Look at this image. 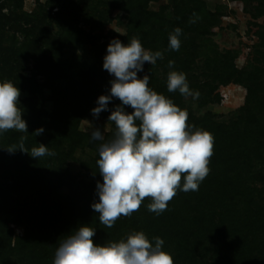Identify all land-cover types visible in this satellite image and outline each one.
Listing matches in <instances>:
<instances>
[{
	"label": "trees",
	"instance_id": "1",
	"mask_svg": "<svg viewBox=\"0 0 264 264\" xmlns=\"http://www.w3.org/2000/svg\"><path fill=\"white\" fill-rule=\"evenodd\" d=\"M60 1L50 0L52 9L61 5ZM150 1L152 0H125L124 5L131 16V25L126 35L117 37L127 42L133 37H138L140 41L147 39L149 45H152L159 41L155 32L158 31L167 38L168 47L169 35L173 32H168L165 28L163 20H167V16L165 12L149 10ZM246 1L248 3L258 0ZM195 2L197 0H174L175 9L181 12L184 9L189 10L182 18L180 16L179 20L170 24L171 31L177 27L184 30V22H187L185 20L193 21V17L200 16L206 20L213 16L200 4L192 8V3ZM262 5L264 9V4ZM72 6V3L65 2L56 7V16L52 17L62 32L56 42L60 40L61 35L70 36L73 32V22L68 18ZM262 13L264 12L260 11V14ZM48 14L51 16V11ZM44 34L49 37L50 31L47 30ZM85 35L88 36L87 41L93 43L92 38H89L91 35ZM32 41L35 44L32 48L34 58L40 64L36 66V69H39L37 73L47 77L54 73L57 76L67 75L60 47L47 53L43 46L49 44L48 38L39 37ZM77 43L76 40L71 42L74 46ZM11 59L8 61L9 77L17 75L13 77L14 84L30 92L26 101L37 111V115L29 116L27 110L24 118L28 124V132L11 131L8 132L9 140L0 141V264H53L60 242L81 225L96 229L95 236H98L100 242L98 243L97 239L93 241L98 244L119 241L140 230H143L150 240L160 237L165 241L168 237L164 248H167L168 242L176 244L178 249L182 248L177 256L180 264L183 260L197 264V255L202 257L204 264H264V187H257L260 178L264 180L263 174L257 171L264 160L260 151L261 141L264 140L263 71H237L227 62L226 64L218 61L222 64V69L213 70L214 77L221 79L223 83L236 78L246 80L249 82V93L247 104L243 107L244 114L232 124L215 123L210 114L196 117L192 112H188L187 123L206 129L214 136L213 155L208 165L210 171L200 183L199 190H178L168 202L167 210L160 215L148 210L147 206L152 201L150 197H146L138 211L127 217L121 216L108 228L100 223L99 214L91 207L93 202L85 194L86 191L93 192L94 186L89 185L85 188L86 191L80 187L77 189L74 186L75 179L67 177L62 170L65 160L74 159L75 148L83 147L87 142L96 152V156L91 160V164H83L93 172L96 181H103L97 164L101 142L94 141L90 135L81 132L78 125L90 107L89 91L94 94L99 87L105 86L104 82H98L94 86L91 76H86V81L66 86V90H63L65 96H68L70 89L77 90V94L71 95L74 106L65 101L66 99L61 104L55 97L56 109L49 114L51 120L45 122L42 116L47 114V111L40 108L43 100V92L40 89L42 84L36 80L35 75L28 77L18 71L19 61L17 58L14 61ZM170 60L175 62L174 69L168 66ZM192 64L189 57L181 51H170L168 58L158 59L155 65L145 64L138 76L142 78L145 74L150 75L149 87L171 98L183 109L181 94L167 90L168 74L171 70L185 73ZM161 65L169 68L165 70L162 78L158 76ZM120 103L117 98L111 100L106 114L110 116L111 111ZM126 111L132 112L134 109L126 106ZM112 125L113 130L108 139H111L116 131L113 122ZM40 127L45 131L43 135L36 136L34 132ZM21 137H26L25 150L31 151L33 147L43 143L55 155L37 159L22 150L10 152L8 148H17ZM54 160H57L56 163ZM52 165L55 167L56 177L50 175ZM48 172L49 179H54L55 184L46 182L42 185L41 181ZM183 182L182 176L181 186ZM63 185L69 187V195L58 193L57 190ZM85 202L89 203L91 208ZM11 223L22 226L23 234L14 238L15 231L10 226ZM196 245L197 248L194 249ZM207 259L211 261L205 262ZM178 261H174V264H178Z\"/></svg>",
	"mask_w": 264,
	"mask_h": 264
},
{
	"label": "rangeland",
	"instance_id": "2",
	"mask_svg": "<svg viewBox=\"0 0 264 264\" xmlns=\"http://www.w3.org/2000/svg\"><path fill=\"white\" fill-rule=\"evenodd\" d=\"M49 1L0 0V80L15 82L13 77L17 75L14 74L12 78L9 77L8 61L10 58L13 61L17 58L19 61L18 71L28 77L35 75L36 80L42 84L40 89L43 92V100L40 108L47 111V114L42 116L45 122L51 120L49 114L56 109L55 97L61 104L66 99L65 101L74 106L75 103L71 95L77 94V90L72 89L71 91L70 89V95L65 96L63 90H66V86L86 81L87 77L90 76L94 86L98 82H104L105 86L99 87L94 94L93 91H89L90 107L80 120L78 129L91 136V132L95 128H99L105 140H108L113 125L108 119L107 111H102L97 118L92 115L91 110L97 106L100 95L110 92L113 77L103 69L107 47L113 39H119L117 35H126L130 29L131 16L126 11L125 0H61V5L65 2L72 3L73 6L68 18L74 26L72 27V37L71 34L70 36L63 34L58 42L56 39L62 32L53 17L56 16L54 15L57 10L56 7L61 5L54 6L52 9ZM176 1L179 2L180 0ZM199 4L213 16L209 15L210 18L208 17L209 19L206 20L196 16L193 17L194 22L185 20L187 22H184L179 49L193 62L185 73L187 78L189 77L190 89L198 92L199 97L193 98L181 94V104L184 110L192 112L196 117H204L210 114L215 123L232 124L244 114L243 107L247 104L249 82L236 78V80L231 79V81L223 83L221 79L214 77L213 70L222 69L220 66L222 64L218 61H223L237 71L259 70L264 72V13L260 14V11L264 12L262 9L264 0L248 1V3L246 0H197L195 4L192 3L191 7ZM149 10L157 13L165 12L164 14L167 16V20H163L165 28L168 32H174V30L171 31L170 24L177 19L179 20L180 16L182 18L189 9H184L182 12L175 9L174 0H152L149 3ZM49 11H51V16L48 14ZM47 30L50 31L49 37L44 34ZM155 32L158 34V42L149 45L147 39H143L141 43L146 50L160 51L163 54V59L168 58L170 51L173 50L166 46L167 38L160 35L158 31ZM85 33L91 35L89 38H92L93 43L87 41L88 36ZM39 37L48 38L49 44L43 46L47 53L54 48H61L60 53L67 75L57 76L54 73L47 77L37 73L39 69H36V66L40 64L34 58L32 48L35 44L32 40ZM153 37L155 38V36ZM74 40L78 42L76 46L71 44ZM121 41L125 44L128 43L126 40ZM42 45L40 44V46ZM145 64L151 65L147 62ZM168 69L161 65L158 76L162 78L165 70ZM20 90L19 107L23 112V118L27 110L29 116L37 115V111H34V108L26 101L30 97V92L27 89L20 88ZM11 131L18 132L14 129L8 130L0 135V141L9 140L8 132ZM260 151L264 158V140L261 141ZM73 156L74 159L65 160L62 164V170L67 177L70 176L72 180L75 179L74 186L77 189L80 187L84 190L89 185L94 186L93 192H87L86 189V193L84 191L94 203L99 199L96 191L97 184L94 183L96 177L83 163L91 164L96 152L86 142L83 147L75 148ZM56 161L53 162L56 163ZM53 166H50V175L56 177ZM257 171H260L264 176V160L261 161ZM263 181L260 178L257 183V187L260 189L264 187ZM46 182L55 184L54 179H49V172L41 181L42 185ZM57 191L64 196L70 193L67 185H63ZM85 204L88 205L89 203L85 202ZM10 226L15 231L14 238L23 234L24 228L22 226L15 223H11ZM167 238L165 241L168 240ZM93 239H97L98 243L100 242L98 236ZM167 244L165 250L172 253L174 261H178V252L182 248L178 249L176 244H169V242ZM196 248L197 245L194 249ZM197 261V264H204L200 255H197ZM209 261L211 260H205V262ZM182 264L191 263L188 260H183Z\"/></svg>",
	"mask_w": 264,
	"mask_h": 264
},
{
	"label": "clouds",
	"instance_id": "3",
	"mask_svg": "<svg viewBox=\"0 0 264 264\" xmlns=\"http://www.w3.org/2000/svg\"><path fill=\"white\" fill-rule=\"evenodd\" d=\"M181 35L179 27L169 35L170 50L180 49ZM158 59H163L162 52L146 50L138 37L127 44L113 39L104 57L103 69L113 79L110 92L99 96L92 115L98 118L114 98L121 103L108 118L116 129L111 139L105 140L99 128L91 132L92 140L101 142L97 164L103 177L97 182L99 199L91 207L108 228L121 216L138 211L146 197L152 201L148 210L160 215L178 190L198 191L210 171L213 134L187 123V110L149 87L150 75L138 76L146 62L155 65ZM168 66L174 69L175 62L170 60ZM167 90L199 97L190 89L186 73L177 70L169 72ZM20 94L12 81L0 80V135L13 129L28 132L19 107ZM126 106L134 111L127 112ZM44 131L40 127L34 134L40 136ZM25 139L21 137L19 146L8 150H22L37 159L55 155L43 143L25 150ZM95 234L96 229L88 225L71 232L60 242L53 264H174L172 253L164 248L165 241L160 237L150 240L143 230L105 244L94 243Z\"/></svg>",
	"mask_w": 264,
	"mask_h": 264
}]
</instances>
